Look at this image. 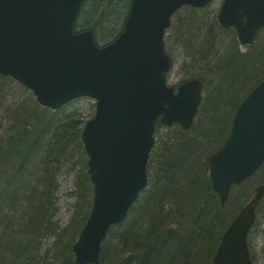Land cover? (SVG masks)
Here are the masks:
<instances>
[{"label":"water","instance_id":"95a60500","mask_svg":"<svg viewBox=\"0 0 264 264\" xmlns=\"http://www.w3.org/2000/svg\"><path fill=\"white\" fill-rule=\"evenodd\" d=\"M83 0H0V74L29 88L37 101L59 108L71 99H95V114L81 132L93 183L89 216L73 245V264L98 263L111 225L123 221L147 186V161L155 119L188 129L198 111L202 83L189 79L176 90L165 72L170 58L164 33L183 5L210 0H131L123 30L98 45L73 23ZM250 45L264 26V0H223L217 15ZM264 162V79L238 105L225 142L208 157L212 189L221 203ZM264 198L255 188L224 230L212 264H252L247 235Z\"/></svg>","mask_w":264,"mask_h":264},{"label":"trees","instance_id":"16d2710c","mask_svg":"<svg viewBox=\"0 0 264 264\" xmlns=\"http://www.w3.org/2000/svg\"><path fill=\"white\" fill-rule=\"evenodd\" d=\"M129 7L130 0H83L74 28L90 29L97 43H106L123 29ZM191 18L179 27L184 47L195 48L192 56L199 55L195 61L202 65L188 64L186 78L203 83L199 111L189 129L173 124L167 133H155L148 187L124 221L108 230L103 247H111H101L98 264H211L221 234L264 182L263 163L233 185L237 191L221 204L211 188L207 160L227 137L238 104L264 78V28L241 50L235 29L221 27L216 15ZM11 114L10 127L0 133V264H73L72 246L92 205L91 186L88 193L79 192L64 227L55 216L59 167L74 138L81 146L78 135L42 118L31 129L28 118ZM158 127L157 121L155 132Z\"/></svg>","mask_w":264,"mask_h":264},{"label":"rangeland","instance_id":"374dc122","mask_svg":"<svg viewBox=\"0 0 264 264\" xmlns=\"http://www.w3.org/2000/svg\"><path fill=\"white\" fill-rule=\"evenodd\" d=\"M221 2L222 0H212L203 9L188 8L185 6L174 14L172 26L165 35L166 51L172 59L171 70L166 75L169 85L177 86L178 83L187 78L190 71L188 64H191L196 69L202 68V65L195 61L199 55L192 56L193 53H196L195 48L189 52L184 47V43H182L184 39L182 34L183 27H179L180 24L183 25V22L186 23L192 19V15L193 17H197L203 13L210 16L217 14ZM181 19H185L186 21L180 22ZM223 43L227 45V40L223 41ZM240 49L244 50L242 47ZM186 52H189L188 58H186ZM184 63H187L186 66H184ZM94 111L95 101L88 97L74 99L58 110L43 107L35 101L29 89L23 87L8 76L0 75V133L10 127L9 125L12 121L11 112H14L18 116L23 115L28 118L27 120L31 125V129L37 126L36 122L38 118H42L53 121V123L56 121L60 127H69L68 129H73L78 135L81 146H76V138H74L73 143L69 145L71 150L66 154L65 159L62 160L57 176L58 189L56 197L58 209L55 218L61 227H64L68 223L74 211L73 205L78 200L79 192L88 193V188L90 186L92 188L87 172V155L82 147L80 133L87 120L94 115ZM169 130L167 126L159 124L158 130L155 133L164 134ZM155 139H157L156 134ZM72 144L75 148H72ZM82 181H87L90 185L86 184L83 186ZM232 190L237 191L234 187H231L230 192ZM105 240L107 239L105 238L102 242L103 250L111 247L110 244L103 247ZM51 241V237L43 239V246L49 247ZM248 243L250 244V253L253 257L254 264H264V202L260 203L256 222L248 236Z\"/></svg>","mask_w":264,"mask_h":264}]
</instances>
